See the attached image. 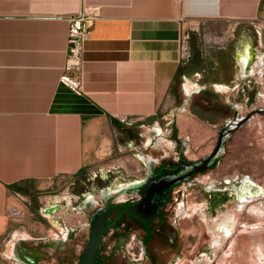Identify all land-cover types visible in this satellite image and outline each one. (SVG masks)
I'll list each match as a JSON object with an SVG mask.
<instances>
[{
    "label": "crops",
    "instance_id": "obj_1",
    "mask_svg": "<svg viewBox=\"0 0 264 264\" xmlns=\"http://www.w3.org/2000/svg\"><path fill=\"white\" fill-rule=\"evenodd\" d=\"M85 6L101 16L83 47L79 95L60 77L67 16ZM256 74L264 76V0H0V264H26L17 250L30 238L60 240L84 222L63 197L73 181L108 159L140 170L124 151L153 159L136 153V139L159 138L180 100L245 90ZM187 106L173 114L179 133H203V120H184L197 118ZM74 242L78 257L84 240Z\"/></svg>",
    "mask_w": 264,
    "mask_h": 264
},
{
    "label": "flooded vegetation",
    "instance_id": "obj_2",
    "mask_svg": "<svg viewBox=\"0 0 264 264\" xmlns=\"http://www.w3.org/2000/svg\"><path fill=\"white\" fill-rule=\"evenodd\" d=\"M186 105L189 112L198 119L211 121L200 114L199 103L191 100ZM239 109L238 106H233V117L219 127L218 135L230 121L237 122L249 114L250 118L246 123H252L256 114L264 117V97L258 108L251 109L244 116L239 115ZM170 129V149L175 151L176 155L173 159L169 158V152L155 156L152 167L154 171L165 166L178 167L181 164L180 149L183 150L187 162L202 159H188L186 154L190 138L179 136L178 133V139L175 140L172 123ZM155 145L154 139L151 146ZM221 159L222 157L212 168L194 172L189 178L176 182L167 194L159 198L157 204H144L143 207L148 208L138 212L141 218L123 209L113 210L105 223L97 264H251L253 248L259 250V257L256 258L262 264L264 189L259 188L246 175L220 179L217 181L220 186L213 178L204 180L202 177L213 173L220 165ZM151 163L149 159L146 160L142 175V171L138 170L130 179H122V183L116 187L104 188L101 193H106V196L101 197L100 194V199L96 201L98 205L111 200L123 207L140 204L143 196L134 189L147 177ZM190 168L183 169V174L188 173ZM228 203L233 207L231 210L224 209ZM94 207V200L83 201L81 214L85 221L79 222L74 228L67 226L66 232L60 233V240L50 237L34 242L30 238L27 247H32L33 251H41L45 255L44 263L78 264L90 237L91 215L87 211L92 213ZM252 218H258L260 226H253ZM209 231L213 232V236L207 238ZM76 239L84 240L82 252L78 257L75 256ZM253 240L258 242V247H251ZM62 250L66 252L64 256L60 255ZM75 257V263L70 262Z\"/></svg>",
    "mask_w": 264,
    "mask_h": 264
},
{
    "label": "rangeland",
    "instance_id": "obj_3",
    "mask_svg": "<svg viewBox=\"0 0 264 264\" xmlns=\"http://www.w3.org/2000/svg\"><path fill=\"white\" fill-rule=\"evenodd\" d=\"M251 80L252 83L250 88L247 87L242 91H239L237 88L233 89V87H235L233 86L229 88V90L210 88L209 90L206 89V93L200 92L198 95H194L192 100L199 103L201 106L200 114H202L204 118L211 120L210 122H212V124L214 123V125L209 126L207 123H204V121L203 124H205L204 126L206 129H204L205 131L203 133H179V136H187L190 138L186 154L188 159L195 160L203 158L205 155L212 152L217 141L219 127L233 117L234 105L240 108L239 115L244 116L248 114L251 109L258 108L262 104L264 97V76L260 77L256 74L253 75ZM237 84H239L238 81H236V85ZM182 103L183 101L180 100L175 107L171 108L166 121L161 120V126L165 128V131L163 130V133H158L160 137L156 138V145L154 147L151 146L152 142L149 143L151 133L140 132L141 136H138V139H136V145L138 147L135 149L136 153L141 154V156L150 154L155 157L169 152V158L173 159L176 152L170 149V133L172 130L169 129V125L172 122L173 114L176 113L177 110H183ZM183 118L184 120L190 119L198 124H202V121H199L200 119H193V116L188 112L183 115ZM211 129L213 132L209 133ZM124 152L125 154L123 157H129L128 159L137 164L142 171V175L145 165L139 162L138 159L132 155L131 151L125 150ZM153 160H155V158H153ZM134 169H136L135 166L132 165L131 162L128 163L124 161L122 157L118 160H105L100 168L94 165L73 181V186L69 188L70 196L67 194L63 196L64 198L68 197L65 203L70 205L76 204L78 205V210L82 211L81 193L91 192L100 199V190L103 191L106 187H116L118 184L122 183V179H130L131 176L134 175L133 173L136 172ZM237 175L241 177L244 175L250 177L259 188L264 189V117L259 114L254 116V121L252 123H246L239 130L231 133V136L226 141L220 165L213 173L202 178L204 180L208 177L210 179L213 178L216 181L215 183L220 186L217 182L220 181V179H229ZM71 198H73L72 201ZM63 204L64 203H62V205ZM232 208L229 203L224 207L226 210H231ZM262 208L264 211V203ZM251 222L253 226H260L258 218H252ZM262 224L264 226V222ZM206 236L207 238L212 237L213 232L209 231ZM255 242L256 241L253 240L254 244L251 245L252 248L254 246L258 247V242ZM252 254L251 264H260V261L256 258L259 257V250L253 248ZM262 264H264V260Z\"/></svg>",
    "mask_w": 264,
    "mask_h": 264
},
{
    "label": "water",
    "instance_id": "obj_4",
    "mask_svg": "<svg viewBox=\"0 0 264 264\" xmlns=\"http://www.w3.org/2000/svg\"><path fill=\"white\" fill-rule=\"evenodd\" d=\"M249 118L250 114L249 116L243 117L237 122H228L222 129V132L218 135V141L214 150L200 160L187 162L183 150L180 149L181 164L178 167L171 168L165 166L161 170L154 171L152 170V167L154 166L155 161L151 159L150 161H152V163L148 166L149 173L147 177L134 189L135 192L143 196V201L140 204L130 207H123L121 204H117L112 200L108 203H105L104 201L102 205H98V203L94 201L95 207L93 212L90 213L87 211V213L91 215L89 242L83 255L80 257L78 264H97L98 253L104 230L106 228L105 223L113 210L123 209L136 217H140L138 212H143V210L145 211L148 208H144V204L147 206L157 204L159 198H162V196L167 194V192L176 182L184 180V178H189L194 172H202L215 166L224 154L225 142L231 133L239 130L246 122L249 121ZM172 128L174 131V139L177 140V134L179 131L176 126V116L173 117ZM188 167H191V170L188 173L183 174V169L185 170V168ZM105 194L106 193L104 192L101 193V197L106 196ZM51 210L53 209H50L49 211ZM17 252L19 258L26 264H49L43 262L45 255H43L38 249L34 250L31 254L27 253L26 248H18Z\"/></svg>",
    "mask_w": 264,
    "mask_h": 264
},
{
    "label": "built area",
    "instance_id": "obj_5",
    "mask_svg": "<svg viewBox=\"0 0 264 264\" xmlns=\"http://www.w3.org/2000/svg\"><path fill=\"white\" fill-rule=\"evenodd\" d=\"M100 16V9L92 6H85L67 16L68 51L60 82L79 95L86 93L83 80V47L90 37L91 24Z\"/></svg>",
    "mask_w": 264,
    "mask_h": 264
}]
</instances>
